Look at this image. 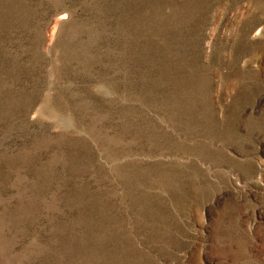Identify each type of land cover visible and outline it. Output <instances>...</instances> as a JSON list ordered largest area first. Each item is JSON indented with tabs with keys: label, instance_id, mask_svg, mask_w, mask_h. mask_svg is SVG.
Masks as SVG:
<instances>
[{
	"label": "rangeland",
	"instance_id": "374dc122",
	"mask_svg": "<svg viewBox=\"0 0 264 264\" xmlns=\"http://www.w3.org/2000/svg\"><path fill=\"white\" fill-rule=\"evenodd\" d=\"M0 264H264V0H0Z\"/></svg>",
	"mask_w": 264,
	"mask_h": 264
}]
</instances>
